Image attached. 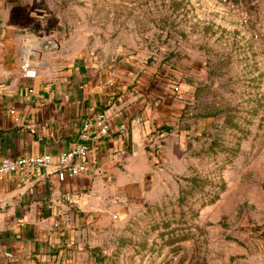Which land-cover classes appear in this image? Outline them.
I'll return each instance as SVG.
<instances>
[{"label": "rangeland", "instance_id": "374dc122", "mask_svg": "<svg viewBox=\"0 0 264 264\" xmlns=\"http://www.w3.org/2000/svg\"><path fill=\"white\" fill-rule=\"evenodd\" d=\"M12 16L58 69L138 62L179 97L111 264H241L264 239V0H18Z\"/></svg>", "mask_w": 264, "mask_h": 264}, {"label": "crops", "instance_id": "0c3cea01", "mask_svg": "<svg viewBox=\"0 0 264 264\" xmlns=\"http://www.w3.org/2000/svg\"><path fill=\"white\" fill-rule=\"evenodd\" d=\"M17 2L0 0V157L49 153L54 164L0 177V264H111L117 228L158 178L152 148L178 124L179 97L138 62L58 69L46 45L33 46L26 76ZM100 111L109 133L92 142L89 170L71 175L59 154ZM255 243L241 264H264V239Z\"/></svg>", "mask_w": 264, "mask_h": 264}, {"label": "built area", "instance_id": "2783aa9c", "mask_svg": "<svg viewBox=\"0 0 264 264\" xmlns=\"http://www.w3.org/2000/svg\"><path fill=\"white\" fill-rule=\"evenodd\" d=\"M25 38V46L22 54L21 67L26 76L36 75V70L32 65L36 62L38 54L34 52V47ZM178 90V86L175 88ZM109 133V123L105 111L98 112L92 118H86L79 131L78 138L73 145L60 152L57 164L66 169L71 175H79L89 170L87 155L93 141L103 138ZM159 147L155 146L158 152ZM53 163V158L49 153L27 154L16 158L0 157V177L8 173L20 172L27 169L46 168ZM70 199L71 196H67ZM1 207V200H0Z\"/></svg>", "mask_w": 264, "mask_h": 264}, {"label": "water", "instance_id": "95a60500", "mask_svg": "<svg viewBox=\"0 0 264 264\" xmlns=\"http://www.w3.org/2000/svg\"><path fill=\"white\" fill-rule=\"evenodd\" d=\"M49 48H51V47H49ZM49 48H48V49H49ZM44 49H47V47H45Z\"/></svg>", "mask_w": 264, "mask_h": 264}]
</instances>
